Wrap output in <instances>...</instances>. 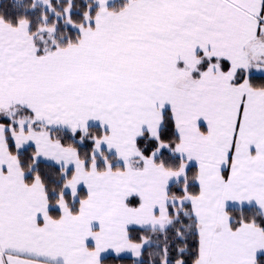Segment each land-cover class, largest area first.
<instances>
[{
    "label": "snow or ice",
    "instance_id": "6c2138e0",
    "mask_svg": "<svg viewBox=\"0 0 264 264\" xmlns=\"http://www.w3.org/2000/svg\"><path fill=\"white\" fill-rule=\"evenodd\" d=\"M0 264H264V0H0Z\"/></svg>",
    "mask_w": 264,
    "mask_h": 264
}]
</instances>
